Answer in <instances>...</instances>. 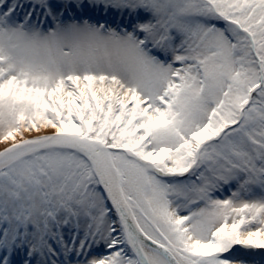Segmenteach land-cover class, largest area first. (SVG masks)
Listing matches in <instances>:
<instances>
[{"label": "snow or ice", "instance_id": "1", "mask_svg": "<svg viewBox=\"0 0 264 264\" xmlns=\"http://www.w3.org/2000/svg\"><path fill=\"white\" fill-rule=\"evenodd\" d=\"M0 264H264V0H0Z\"/></svg>", "mask_w": 264, "mask_h": 264}]
</instances>
